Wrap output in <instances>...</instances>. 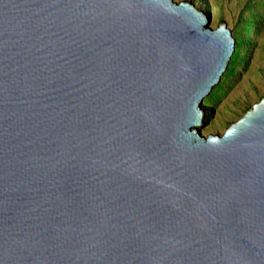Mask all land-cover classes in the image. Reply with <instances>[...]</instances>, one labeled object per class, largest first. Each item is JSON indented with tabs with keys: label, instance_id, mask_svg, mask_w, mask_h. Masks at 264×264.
I'll return each instance as SVG.
<instances>
[{
	"label": "water",
	"instance_id": "1",
	"mask_svg": "<svg viewBox=\"0 0 264 264\" xmlns=\"http://www.w3.org/2000/svg\"><path fill=\"white\" fill-rule=\"evenodd\" d=\"M186 0H0V264H264V97L204 99L236 39Z\"/></svg>",
	"mask_w": 264,
	"mask_h": 264
},
{
	"label": "rangeland",
	"instance_id": "2",
	"mask_svg": "<svg viewBox=\"0 0 264 264\" xmlns=\"http://www.w3.org/2000/svg\"><path fill=\"white\" fill-rule=\"evenodd\" d=\"M186 1L208 13L209 27L226 23L233 37L242 39L236 45L238 62L225 72L202 105L205 114L200 133L222 135L228 125L264 97V0Z\"/></svg>",
	"mask_w": 264,
	"mask_h": 264
},
{
	"label": "trees",
	"instance_id": "3",
	"mask_svg": "<svg viewBox=\"0 0 264 264\" xmlns=\"http://www.w3.org/2000/svg\"><path fill=\"white\" fill-rule=\"evenodd\" d=\"M235 39H236V45L239 46L242 43V39L241 38H237V37ZM239 56H240L239 49L236 48L234 54L232 55L231 61H230L229 66H228V69H231L232 65L236 64L238 62ZM228 69H227V71H228Z\"/></svg>",
	"mask_w": 264,
	"mask_h": 264
}]
</instances>
